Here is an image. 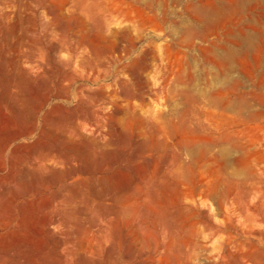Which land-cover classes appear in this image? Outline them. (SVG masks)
Here are the masks:
<instances>
[{
    "label": "rangeland",
    "instance_id": "374dc122",
    "mask_svg": "<svg viewBox=\"0 0 264 264\" xmlns=\"http://www.w3.org/2000/svg\"><path fill=\"white\" fill-rule=\"evenodd\" d=\"M205 1L0 0V264H264V44Z\"/></svg>",
    "mask_w": 264,
    "mask_h": 264
},
{
    "label": "bare ground",
    "instance_id": "6f19581e",
    "mask_svg": "<svg viewBox=\"0 0 264 264\" xmlns=\"http://www.w3.org/2000/svg\"><path fill=\"white\" fill-rule=\"evenodd\" d=\"M262 3H264V0H226L225 4L217 5L215 4V1L206 0L201 4H198L196 7H193L194 8L193 13L195 14V18L198 21V23L202 25L204 29H210V28L212 29L213 27L215 28L217 25H220L221 23L226 22L229 19L233 20L234 22L233 21L232 22L234 24L236 23L239 24V22H242L240 28L236 27L237 30H239V35H240V41L235 43L237 49L234 48L235 50H231V52L228 51L227 52L228 55L225 56L226 59L218 61V68L220 69L221 72L225 71L226 69H229L228 68L229 64L232 65L233 63L234 64L236 63L239 65L241 64L242 60L246 58L247 46H245L244 44L247 45L249 44L251 47L250 49H253V53L255 54L257 51H259L260 46L257 45L258 43L256 44L257 46L255 44L252 45V41L250 40L248 34L246 33L247 29H249L252 32H255L257 35L254 36L253 38L257 37V40H259L261 44H264V40H263L264 31L262 27L264 21V7H263L264 5L261 6ZM244 13L246 14L244 15ZM223 24H221L220 26H222ZM255 54H253V56ZM236 89L237 87H235L234 83L233 84L229 83V85L227 86L225 85L222 91H220L221 90L220 89L210 93L209 99L211 102L214 103L218 102L219 105L223 108V110H228V112L229 111L232 112L233 110L235 111L236 110L235 108L240 107L244 102L243 93L238 92ZM236 93L237 96L235 95V97L231 99V96ZM225 136L226 135L224 134V137L222 138L221 136V138L224 140L226 138ZM220 153L223 156L227 154L225 153L224 148L221 149Z\"/></svg>",
    "mask_w": 264,
    "mask_h": 264
}]
</instances>
